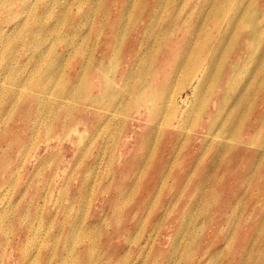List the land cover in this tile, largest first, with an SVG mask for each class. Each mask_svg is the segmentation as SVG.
I'll return each mask as SVG.
<instances>
[{
	"label": "rangeland",
	"instance_id": "1",
	"mask_svg": "<svg viewBox=\"0 0 264 264\" xmlns=\"http://www.w3.org/2000/svg\"><path fill=\"white\" fill-rule=\"evenodd\" d=\"M0 264H264V0H0Z\"/></svg>",
	"mask_w": 264,
	"mask_h": 264
}]
</instances>
